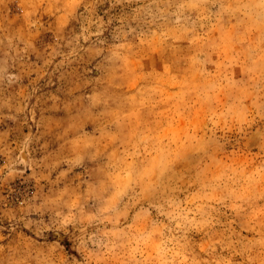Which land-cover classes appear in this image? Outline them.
<instances>
[{
  "label": "rangeland",
  "instance_id": "obj_1",
  "mask_svg": "<svg viewBox=\"0 0 264 264\" xmlns=\"http://www.w3.org/2000/svg\"><path fill=\"white\" fill-rule=\"evenodd\" d=\"M0 264H264V0H0Z\"/></svg>",
  "mask_w": 264,
  "mask_h": 264
}]
</instances>
